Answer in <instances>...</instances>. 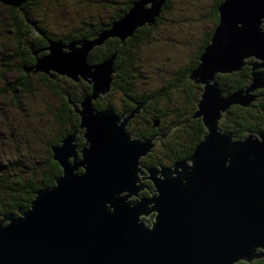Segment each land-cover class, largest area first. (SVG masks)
Here are the masks:
<instances>
[{"label":"water","instance_id":"water-1","mask_svg":"<svg viewBox=\"0 0 264 264\" xmlns=\"http://www.w3.org/2000/svg\"><path fill=\"white\" fill-rule=\"evenodd\" d=\"M165 1L137 0L97 38L51 42L49 55L23 68L91 84L77 109L86 143L78 162L74 134L52 148L63 175L40 189L29 209L18 208L21 216L0 220V264H239L264 257V132H254L261 139L248 133L233 140L220 127L231 106H251L264 88V0L221 1L211 40L188 76L202 85L194 117L205 133L189 158L147 169L157 194L127 199L144 188L135 181L140 158L153 145L126 131L141 104L122 116L111 106L96 110L92 101L112 87L116 53L96 65L89 53L110 37L124 42L152 26ZM248 56L256 59L249 62L250 84L224 95L217 75L241 70ZM150 211L156 216L148 226L140 215Z\"/></svg>","mask_w":264,"mask_h":264},{"label":"rangeland","instance_id":"rangeland-1","mask_svg":"<svg viewBox=\"0 0 264 264\" xmlns=\"http://www.w3.org/2000/svg\"><path fill=\"white\" fill-rule=\"evenodd\" d=\"M124 1L125 0H27L20 5H16L12 0H0V89L7 84V89H2L3 91L0 92L1 181L5 180L6 183L11 182V187L14 186L17 189H24L22 185H18L19 183L17 182L31 179L33 183H39L51 177V175H53L52 171H54L53 169L55 168L53 161L57 162V160L53 159L52 148L61 146L62 141L67 135L74 134L75 137L72 141H78L74 161L78 162L82 159L80 151L86 143V138L83 136L85 129L81 128L80 125L75 129L69 121L64 119L66 108L63 107L62 104L64 99L66 102L69 100L68 96L65 94L73 85L72 81L69 82L70 80H68L64 82L63 80L65 77L72 78L60 74L55 70H49L47 74L40 70L34 72L35 67L31 68L28 72H25L23 68L33 67L36 65L38 59L49 55L50 50L47 49V47H49L51 42L62 45L76 42L74 40L69 41V39L72 38L71 35L75 36L80 28H88L90 27L89 25L100 24L102 21H107V19L111 18L115 11L118 10V3L122 5ZM212 1L213 0H172L171 6L167 8H164L167 0L164 2L160 9V14L157 16L158 19L161 17V20H159V23L155 21L152 25L153 28L147 35L145 34L147 39L142 40V42H140L141 44H138L136 48V60L138 63V66L136 65L138 77L136 78L140 80L139 82L137 81L136 84L139 83V85H142L143 90L146 91L147 94L157 91L161 92V87L173 80L175 71L187 65L200 50L206 35L215 26V22L209 18ZM108 2L110 3L109 5H107ZM156 23L158 24L155 25ZM105 30H108V28ZM24 36L25 39L23 40L22 38ZM97 36L98 35L90 40L97 38ZM29 37H32L35 43L42 44L43 47H32L33 50L27 43L29 41H26ZM101 45L94 46L90 53ZM88 61L90 65L98 64L90 60ZM245 61L248 64L244 66H248V68H250L248 70L251 71L249 62L256 61V59L252 56H248ZM49 74L54 79L51 78ZM24 75L26 77L31 76L30 82H32V86H30L28 90L24 85L22 86L19 83V80L23 81L20 78H24ZM249 78L250 75L247 84L242 89L248 87L250 84L251 79ZM113 79H115V73H113ZM16 80H18V82L12 84V82ZM45 80L52 86H55L56 82L59 92L62 93L60 94L56 89L52 90L48 88V84ZM13 86L16 87L12 90ZM15 93L16 98L14 96ZM255 94L258 95V98L250 107L241 106L242 108H248V113L253 114L258 108L260 109L264 103V88L257 89ZM124 95L121 89L116 88V90L111 91L110 94L107 95L105 101L107 104L110 103L113 107L121 109L125 106L126 96ZM171 95L175 98L177 92L172 90ZM69 98H72V96L70 95ZM84 98H86V96L79 101L74 99L73 105L70 103L71 108L76 107L75 113L79 115V124L81 122V117L77 109H81V102ZM150 100H152V98H150ZM102 101L106 103L104 100ZM94 103L95 100L92 101V104ZM147 105L148 103L144 105V110L140 114L136 112L134 117H129L126 124V131L129 133L130 139H142V136L137 135V133H146V139H150L153 145L150 151L140 158V170L137 173L138 179H136L135 184L143 185L144 188L135 191V193L133 192L134 194L131 196H127V199L133 202L140 200L138 196L147 197L146 195L153 196L157 194L156 187L147 172V169L152 166L147 165V163L153 161L157 163L156 166L159 164V166L162 165L161 168H159V166L156 168L154 167L157 171L162 170L163 167L168 168L173 166L175 163L179 162V160L176 162L171 161V156L169 155L170 143L174 144L180 141L181 144H183L187 141L185 140V136L181 133L182 129H177L179 134H176L177 131L174 130L175 128L168 129L175 118L174 111H172L170 107L166 109L168 110V119L160 118L165 122L164 131L168 132V134H166L160 143L158 141L163 137L161 133L157 136L158 138L152 137L151 134L148 135L146 132L149 129L147 121L148 118H152V115L149 114ZM238 106L240 107V105L235 104L231 107L236 108ZM133 109H135V107ZM128 112L129 111H126L120 116ZM260 114L264 115V111ZM222 119L223 118H221V120ZM223 121L226 122L224 119ZM250 121L255 122L252 118ZM254 132L263 131L248 130L244 132V137H247L249 133V135H254L261 139L260 136ZM58 137L59 140L57 144H54V141L57 140ZM233 140L241 139H236L235 136H233ZM72 162V158L69 157V163ZM58 165L61 167V174L56 178L63 175V167L59 163ZM82 171L83 167L78 169V172ZM156 175L160 176V173L158 172ZM14 180L16 182H12ZM55 184L51 187L55 186ZM147 184H151V187H148ZM19 189L11 190L9 187L0 184V208H9L10 204H12L11 199H15V196H22ZM123 193L127 194L126 191ZM36 196L37 194L34 198ZM19 200L20 197H18L17 202ZM8 203L10 204L8 205ZM20 203H22V201ZM30 207L31 205L27 207L19 205L14 210L13 208H9V211H3L4 213H1L3 215L0 214V220H3V217L7 214L21 216V213L18 212L17 209L26 210ZM155 216L156 212L150 211L146 215L141 214L140 219L144 221L146 225L151 226L152 222L155 220ZM260 261H256L255 263L258 264ZM240 263L250 264L245 261H241L239 264Z\"/></svg>","mask_w":264,"mask_h":264},{"label":"trees","instance_id":"trees-1","mask_svg":"<svg viewBox=\"0 0 264 264\" xmlns=\"http://www.w3.org/2000/svg\"><path fill=\"white\" fill-rule=\"evenodd\" d=\"M26 1L27 0H12V2H14L16 5H20L21 3H24ZM135 1L137 0H125L124 4L122 5L117 2L118 10L115 11L111 18L107 19V21L105 22L102 21V23L100 24L89 25L90 27L88 28H80L79 32H77L75 36H71L72 38L69 39V41H79L82 39H92L96 37V35H99L106 28H109L114 21H117L118 19L122 18L124 13H126L131 8L132 4ZM221 1L222 0L212 1V5L209 11V18L213 20V22H215V26L206 35L204 43L200 47V50L196 53L195 57L192 58L189 63H187V65L182 66L177 71H175L173 80L165 86L161 87V92L157 91L154 93L147 94L146 91L143 90L142 85H139V83L136 84L137 81H140L136 78L138 77V70L136 68L138 66L136 60V48L138 47V44H141L140 42H142V40L147 39L146 35L153 28V26H144L138 28L134 35L126 39L124 42H122L119 38L110 37L103 43V45L96 47L93 52L90 53L89 60L93 63H98L104 60V58L116 53L115 67L117 68V71L115 73V79L113 80V85L111 88L112 90H110L108 94H110L111 91L116 90V88L121 89L123 95L125 94L124 96H126L125 105H127V109L129 112H131V110L135 107L136 103L146 101V104L148 103V112L152 115L151 119L148 118V122L153 125L156 119H168V110H166L169 109L168 107H170L171 110L174 111L175 118L171 125L168 127V129L175 128L174 130L177 131L176 134H179L177 130L178 128L182 129L181 133L185 136V140L187 141H185V143L183 144H181L180 141L175 142L174 144L170 143L171 146L169 148V155L171 156L170 159L172 162L189 158V156L193 152L194 147L202 139L203 134L205 133V127L203 125L202 120L200 118H194L197 109V102L199 101L202 93V85L196 84L188 76L190 71L199 64V57L205 46L209 44L211 40L214 29L219 20L218 7ZM171 2L172 0H167L166 4L164 5V8L170 7ZM109 4L110 3L108 2L107 5ZM159 20H161V17L159 19L157 18L156 22L158 21L159 23ZM158 23H156L155 25H157ZM25 36L22 38L23 40L25 39ZM28 41L35 44V47H43L42 44L35 43L32 37H29ZM248 69H250L248 68V66H244L238 72L218 74L217 81L222 93L224 95H227L233 91H237L245 87L248 82V77L250 75V71ZM22 80V84L28 90V88L32 86V82H30L31 76L25 77L24 75V78ZM172 90H175L177 92V96L175 98H173V95H171ZM89 93L91 92H86L85 94ZM150 98H152V100H150ZM94 104L97 110H103L105 107L111 106L117 114L122 113L120 109L113 107L110 103H105L103 105L100 101L95 100ZM263 111L264 103L261 108H258V110L255 111L253 114L248 113V108H242L239 106L236 108L231 107L223 114L222 118L226 120V122H224L222 119L220 122V127L223 131L233 133L236 139H242L244 137V132H247L248 130L264 131V115L260 114ZM251 118L254 119L255 122H251ZM72 121L70 122L71 124ZM78 125H80L79 120H77L76 124L72 126L76 129ZM137 135H140L142 136V138L145 139L147 137V134H143L142 132H138ZM148 135H150V133H148ZM54 144L57 143L54 142ZM147 164L157 165V163L153 161ZM54 166V171H52L53 175H51V177L46 178V180L44 179L42 182L33 183L31 179L24 181L21 180L20 182H17L19 183L18 185H22V188H24H18L19 191L22 193H24L25 191L27 195H25L26 197L24 196V199H21L18 202V198L16 200H13L14 205L11 206L13 210L19 206L21 201L23 206H30L34 196L40 189H43L45 187H51L55 184L56 177L61 174V167L58 165L57 162H54ZM12 182L16 181L14 180ZM1 183L3 186L9 187V189L11 190H18L14 186L11 187V182L6 183L5 180H2Z\"/></svg>","mask_w":264,"mask_h":264},{"label":"flooded vegetation","instance_id":"flooded-vegetation-1","mask_svg":"<svg viewBox=\"0 0 264 264\" xmlns=\"http://www.w3.org/2000/svg\"><path fill=\"white\" fill-rule=\"evenodd\" d=\"M71 36H73V35H71ZM26 41H28V38H27V40ZM28 43V45H32L34 48H36L35 47V44H33V43H31V42H27ZM23 44V43H22ZM23 46V45H22ZM34 50V49H33ZM5 65V64H4ZM26 77V76H25ZM20 79H23L22 77L20 78ZM19 80V79H18ZM18 80H16L15 82H12V84H16L17 82H18ZM68 80H70L69 82H71L72 81V83H73V85L71 86V89L70 90H67V93L65 94V95H67L68 96V101L66 102V100L64 99L63 100V102H62V104H63V107H65L66 108V110H65V117H64V119L65 120H67V121H69V122H71L72 120V125H75L76 124V121L77 120H79V115H77L76 113H75V111H76V109H75V107H73V108H71L70 107V103L73 105V100L75 99V100H82V98L83 97H85V96H88L89 94H85L86 92H91V90H92V86H91V84L88 82V81H86L84 78H80L79 80H74V79H70V78H68V77H65L64 78V82H67ZM114 80V79H113ZM46 81V80H45ZM22 82L23 81H20L19 80V83L23 86V84H22ZM47 82V81H46ZM10 84H11V82H10ZM47 84H48V88H51L52 90L54 89H56L58 92H59V90H58V86H57V83L55 82V86H52V85H50V83H48L47 82ZM113 85V84H112ZM2 87V86H1ZM16 86H13L12 87V90H13V88H15ZM21 87V86H20ZM112 88V87H111ZM2 89H7V84L5 85V86H3L2 87ZM2 89H0V92L1 91H3ZM111 90V89H110ZM60 94L62 93V92H59ZM109 93V92H108ZM107 93V94H108ZM107 94H105V96L104 95H101L98 99H96V101L98 100V101H100L101 102V104H105L102 100H104L105 101V99L107 98ZM72 96V98H69V96ZM14 96H15V98H16V93L14 94ZM0 97H1V94H0ZM257 100V99H256ZM69 102V103H68ZM106 102V101H105ZM132 102V101H131ZM255 102V101H254ZM107 103V102H106ZM76 104H78V103H76ZM138 104H141L142 105V107L139 109V111H138V114H140L141 113V111H143L144 110V105L146 104V101L144 102H139V103H136V105L135 106H137ZM252 105V104H251ZM94 107H95V105H94ZM240 107H241V105H240ZM242 107H244V106H242ZM250 107V106H249ZM96 108V107H95ZM231 108V107H230ZM97 110V109H96ZM121 111H122V113H124V112H126V111H128V109H127V105H125L123 108H121L120 109ZM122 113H120V114H122ZM137 116V115H136ZM223 116V115H222ZM147 121V120H146ZM149 121V120H148ZM147 121V123L149 124V129H148V131H146L147 133H150L151 135H152V137H154V138H158L157 136H159L160 135V133L163 135V137H161L160 139H159V143L162 141V139L166 136V134H168V132H165L164 130H165V122L163 121L162 122V120L161 119H156L155 121H154V124L152 125L151 123H149ZM263 121H264V117H263ZM71 124V123H70ZM264 132V131H263ZM169 134H170V132H169ZM63 135V134H62ZM59 140V137L57 138V140H55L54 142L55 143H57V141ZM154 150V149H153ZM153 152V151H152ZM53 162H55V161H53ZM51 165V164H50ZM148 165V164H147ZM152 167H158V166H156V165H151ZM162 167V165L161 166H159V168H161ZM0 184H2L1 183V180H0ZM147 186L148 187H151V184H147ZM150 191V190H149ZM21 195L22 196H17L15 199H11L12 200V204H10V203H8V205L10 204V207L9 208H11V206H13L14 204H13V200H16L18 197H20V200L21 199H24V196L25 195H27V193H25V191H24V193H22L21 192ZM15 196V195H14ZM147 197H151V196H148V195H146ZM26 197V196H25ZM138 197H145V196H138ZM26 200V199H25ZM19 205H22L23 206V204L22 203H20ZM7 208V207H6ZM4 208V209H2V208H0V214L1 213H4L3 211H9V208ZM260 259H261V261H260ZM256 261H260L258 264H264V257H262V258H257V259H253L251 262H249L250 264L252 263V264H257V263H255Z\"/></svg>","mask_w":264,"mask_h":264},{"label":"bare ground","instance_id":"bare-ground-1","mask_svg":"<svg viewBox=\"0 0 264 264\" xmlns=\"http://www.w3.org/2000/svg\"><path fill=\"white\" fill-rule=\"evenodd\" d=\"M123 195H125V193H123Z\"/></svg>","mask_w":264,"mask_h":264}]
</instances>
